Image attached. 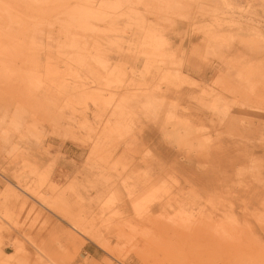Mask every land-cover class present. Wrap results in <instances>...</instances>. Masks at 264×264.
<instances>
[{
	"label": "rangeland",
	"instance_id": "obj_1",
	"mask_svg": "<svg viewBox=\"0 0 264 264\" xmlns=\"http://www.w3.org/2000/svg\"><path fill=\"white\" fill-rule=\"evenodd\" d=\"M0 253L264 264V0H0Z\"/></svg>",
	"mask_w": 264,
	"mask_h": 264
},
{
	"label": "bare ground",
	"instance_id": "obj_2",
	"mask_svg": "<svg viewBox=\"0 0 264 264\" xmlns=\"http://www.w3.org/2000/svg\"><path fill=\"white\" fill-rule=\"evenodd\" d=\"M31 1H37V0H31ZM43 1V0H42ZM79 8V7H78ZM68 9H69V7H68ZM73 9V8H72ZM8 10V9H7ZM53 10V9H52ZM51 10V11H52ZM87 12H88V10H87ZM86 12V13H87ZM59 13V12H58ZM68 14V13H67ZM74 14V13H73ZM91 15H92V13H90ZM93 14H95V13H93ZM65 15V14H64ZM78 15V14H77ZM82 15V14H81ZM86 16H88V15H86ZM85 16V17H86ZM80 18V17H79ZM90 18V17H89ZM83 23V22H82ZM20 46V45H19ZM18 46V47H19ZM18 47H17V49H18ZM8 48V47H7ZM8 49H10V51H11V47L10 48H8ZM6 50V49H5ZM21 50V49H20ZM19 50V51H20ZM70 50V49H69ZM7 51V50H6ZM74 52H75V50H74ZM19 53V52H18ZM3 54V53H2ZM78 54V53H77ZM151 54V53H150ZM4 55V54H3ZM10 55V54H9ZM20 56V55H19ZM26 59V58H25ZM25 62V61H24ZM7 63V62H6ZM8 64V63H7ZM30 64H31V61H30ZM32 68H34L33 66H32ZM51 68V67H50ZM31 70V69H30ZM37 71V70H36ZM48 71V74H49V70H47ZM5 72V71H4ZM3 72V73H4ZM9 71H7V73H8ZM10 72H12V71H10ZM54 72V71H53ZM13 74V73H12ZM47 74V75H48ZM53 74V73H52ZM17 76V75H16ZM49 76H50V74H49ZM7 77V76H6ZM14 78V77H13ZM12 78V79H13ZM17 80H18V78H17ZM32 80H34V79H32ZM37 80H39V79H37ZM16 81V80H15ZM29 81V80H28ZM12 82V81H11ZM31 81H29V83H30ZM33 82V81H32ZM24 84V83H23ZM15 86V85H14ZM23 88V87H22ZM16 91V90H15ZM25 184V183H24ZM22 187H24V185H21ZM26 186V185H25ZM19 188V187H18ZM26 188V187H25ZM19 190L21 191V192H23L22 194H24L26 197H30L36 204H37V206L39 205L40 207H41V209H46V210H48V207H49V201L45 198V197H41L40 195H36V194H33V195H30L29 193H30V191H29V193L28 192H26V190H24L23 188L22 189H20L19 188ZM28 190H30V189H28ZM14 192V191H13ZM33 193V192H32ZM12 195V194H11ZM18 194H16V196H17ZM19 198V197H18ZM17 198V199H18ZM22 198V197H21ZM23 199V198H22ZM21 201V200H20ZM23 201H25V200H23ZM22 203V202H21ZM28 202H25V204H27ZM23 205H24V203H23ZM29 205V204H28ZM211 205V204H210ZM3 207H4V205H2ZM1 206V208L3 209V207ZM31 206V205H30ZM33 206V209L32 210H35V208H36V206L34 207V205H32ZM32 206L30 207V208H32ZM38 206V207H39ZM24 207V206H23ZM29 208V207H28ZM213 208V207H212ZM7 209V208H6ZM37 209V208H36ZM4 211V210H3ZM7 212V211H6ZM29 212H31V209L30 210H28V213ZM33 212V211H32ZM37 212V211H36ZM41 212V211H40ZM49 212V211H48ZM34 213V212H33ZM38 213H39V211H38ZM30 214V213H29ZM35 214V213H34ZM36 215V214H35ZM39 215V214H38ZM42 215V214H41ZM34 216V215H33ZM36 217H38V216H36ZM226 219V218H225ZM233 220V219H232ZM224 222V221H223ZM226 222V221H225ZM234 222V221H233ZM237 222V221H236ZM227 223V222H226ZM71 224L72 225H69V227H70V229L73 231L74 230V232H76L77 234H82L81 233V231H82V225L78 222V221H76V220H72V222H71ZM228 224V223H227ZM233 224V223H232ZM215 226V225H214ZM220 227V226H219ZM225 227V226H224ZM32 231V230H31ZM221 231V230H220ZM33 232V231H32ZM31 232V233H32ZM28 233H30V231L28 232ZM27 233V234H28ZM225 233V232H224ZM232 233V232H231ZM30 236H31V234H30ZM30 236H27V237H30ZM227 236V235H226ZM229 237V236H228ZM29 240H31L30 238H29ZM32 241V240H31ZM32 244V243H31ZM33 244H35V243H33ZM42 244V243H41ZM41 246V245H40ZM39 246V247H40ZM42 246H43V244H42ZM18 247H20L21 248V244H20V242L18 243ZM36 248V247H35ZM41 248H43V247H41ZM37 251V250H36ZM51 251H49V252H46V254H48V253H50ZM2 253V252H1ZM0 253V264H6L7 263V259H8V257H7V254L5 253V255H3V254H1ZM53 253V252H52ZM51 253V254H52ZM43 254H44V252H43ZM55 255V254H54ZM53 254H52V256L50 255L49 257H55ZM40 257V256H39ZM47 257V256H46ZM36 260H37V257H36ZM50 260V259H49ZM50 263V262H49ZM53 263V262H52Z\"/></svg>",
	"mask_w": 264,
	"mask_h": 264
},
{
	"label": "crops",
	"instance_id": "obj_3",
	"mask_svg": "<svg viewBox=\"0 0 264 264\" xmlns=\"http://www.w3.org/2000/svg\"><path fill=\"white\" fill-rule=\"evenodd\" d=\"M84 253L88 254L89 256H93V254L91 252L87 251V248H86V250H84Z\"/></svg>",
	"mask_w": 264,
	"mask_h": 264
}]
</instances>
